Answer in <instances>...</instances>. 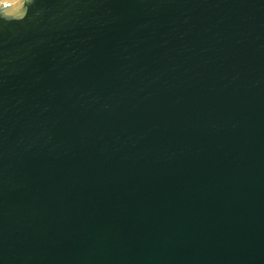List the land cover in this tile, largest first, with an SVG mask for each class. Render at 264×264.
Instances as JSON below:
<instances>
[{"label":"water","instance_id":"95a60500","mask_svg":"<svg viewBox=\"0 0 264 264\" xmlns=\"http://www.w3.org/2000/svg\"><path fill=\"white\" fill-rule=\"evenodd\" d=\"M0 264H264V0H0Z\"/></svg>","mask_w":264,"mask_h":264}]
</instances>
